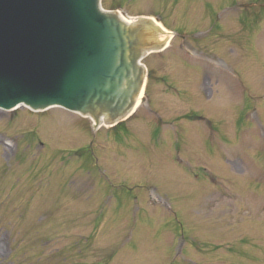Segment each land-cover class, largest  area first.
I'll use <instances>...</instances> for the list:
<instances>
[{
  "label": "rangeland",
  "instance_id": "rangeland-1",
  "mask_svg": "<svg viewBox=\"0 0 264 264\" xmlns=\"http://www.w3.org/2000/svg\"><path fill=\"white\" fill-rule=\"evenodd\" d=\"M118 6L175 46L123 133L0 110V264H264V0Z\"/></svg>",
  "mask_w": 264,
  "mask_h": 264
},
{
  "label": "water",
  "instance_id": "water-1",
  "mask_svg": "<svg viewBox=\"0 0 264 264\" xmlns=\"http://www.w3.org/2000/svg\"><path fill=\"white\" fill-rule=\"evenodd\" d=\"M164 34L151 19L103 11L100 0H0V107L60 106L95 128L116 124L141 93L139 61Z\"/></svg>",
  "mask_w": 264,
  "mask_h": 264
},
{
  "label": "trees",
  "instance_id": "trees-1",
  "mask_svg": "<svg viewBox=\"0 0 264 264\" xmlns=\"http://www.w3.org/2000/svg\"><path fill=\"white\" fill-rule=\"evenodd\" d=\"M116 128H117V129H121V128L123 129V128H124V127H123V123L118 124V125L116 126Z\"/></svg>",
  "mask_w": 264,
  "mask_h": 264
},
{
  "label": "bare ground",
  "instance_id": "bare-ground-1",
  "mask_svg": "<svg viewBox=\"0 0 264 264\" xmlns=\"http://www.w3.org/2000/svg\"><path fill=\"white\" fill-rule=\"evenodd\" d=\"M123 15V13H121ZM124 18L128 19L125 15H123Z\"/></svg>",
  "mask_w": 264,
  "mask_h": 264
}]
</instances>
